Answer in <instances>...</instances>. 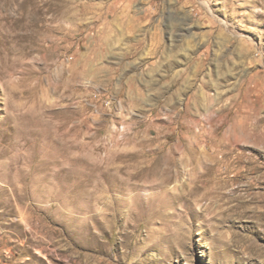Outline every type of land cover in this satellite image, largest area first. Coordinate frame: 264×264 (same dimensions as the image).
Wrapping results in <instances>:
<instances>
[{
	"label": "rangeland",
	"instance_id": "374dc122",
	"mask_svg": "<svg viewBox=\"0 0 264 264\" xmlns=\"http://www.w3.org/2000/svg\"><path fill=\"white\" fill-rule=\"evenodd\" d=\"M21 1L0 264H264V0Z\"/></svg>",
	"mask_w": 264,
	"mask_h": 264
},
{
	"label": "bare ground",
	"instance_id": "6f19581e",
	"mask_svg": "<svg viewBox=\"0 0 264 264\" xmlns=\"http://www.w3.org/2000/svg\"><path fill=\"white\" fill-rule=\"evenodd\" d=\"M32 2H38V0H34V1H32V0H22V1H21L20 3H18V4H20V6H24V5H25V6L28 7V5L31 4ZM15 3H17L16 0H5V2H4V4L7 5V6H8V4H15ZM0 4H1V3H0ZM4 4H3V5H4ZM30 6H31V5H30ZM8 7H9V6H8ZM27 7H26V8H27ZM24 8H25V7H24ZM26 8H25V9H26ZM27 9H28V12H30V9H29V8H27ZM140 168H141V167H140ZM140 168H139V169H140ZM153 168H154V167H153ZM155 168H156L155 171L152 170L151 172L154 171V172H156V173H159V172H163V169H164V168H163V169L161 168V164H158L157 167H155ZM166 170H167V168H166ZM142 171H143V170H142ZM135 174H137V173H135Z\"/></svg>",
	"mask_w": 264,
	"mask_h": 264
}]
</instances>
